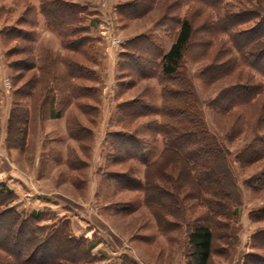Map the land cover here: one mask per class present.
I'll list each match as a JSON object with an SVG mask.
<instances>
[{"label":"rangeland","instance_id":"374dc122","mask_svg":"<svg viewBox=\"0 0 264 264\" xmlns=\"http://www.w3.org/2000/svg\"><path fill=\"white\" fill-rule=\"evenodd\" d=\"M72 1L84 7V13L80 15L82 23L78 27H84L85 30L77 37H86L85 46H89V53L96 62L93 69L97 82L90 86L96 87L98 113L88 123L89 119L74 104L71 105L72 108H69L72 112L67 121H77L87 126L83 132L76 129L83 137L82 142H67V139L60 136L62 124L52 122L46 127H40V121L45 119L42 118L43 108H40V99L46 93L44 90L42 97L36 101L26 144L24 148L17 149L23 152L19 156H12L10 152L16 148H8L6 133L15 99L14 91L34 73L39 74L40 67L44 68L49 64L50 54L65 55L66 52L61 47L58 35L46 27L39 12V0H0V184L9 191L5 207L14 208L17 213L25 215L39 214V227L56 228L66 224L71 237L84 238L90 254L88 264H187L190 255L188 234L193 223L201 219L204 213L203 209L195 206L198 201L188 196H195L200 187L184 178L182 183L180 181L181 191L175 190L174 185L179 184V168L176 165H160L149 172L151 189L153 184L166 188L172 192L175 201L179 197L183 206H186L183 218L178 220L181 222L180 226L173 228L166 223L176 219L168 215L177 213L174 202L148 195L147 207L143 193L123 189L114 177L118 173H128L143 183L145 165L133 160L114 164L109 155V145L105 142L108 132L122 130V127L115 125L119 118L115 111L118 103L131 101L142 95L143 101L161 104V87L156 79L138 81L128 90L119 87L125 91L119 97L116 96L121 72L118 58L127 43L139 35L156 36L162 49L168 51L174 42L177 28L175 25L167 28L160 21L168 4L176 0H156L144 17L130 21L123 19V11L118 6L131 0ZM239 1L241 4L236 0H225L235 12L257 3L256 0ZM27 9L34 11L38 27L31 50L26 49L20 53L22 44L8 40L4 34L17 26ZM190 12V6H183L177 11L180 17L189 16ZM252 25L248 23L243 29ZM197 40L193 41L185 54L182 71L192 82L195 106L208 131L227 152L225 162L229 172H225L221 160L216 162V166L219 172L224 173V190L231 193V203L225 202L226 205L229 204L228 216L218 220L222 222L221 228L225 227L221 229L215 219L210 221V217L204 220V224L215 229L212 263L243 264L249 255L264 257V249L252 248V236L256 231L264 229V221L253 222L250 217L251 213L264 207V188L255 192L246 186L247 181L264 164L242 167L236 158L247 144L264 132V128L256 123L255 114L252 121L244 123L238 137L228 141L234 131H229L234 116L221 118L215 113L212 101L226 86L232 85L233 80L206 84L201 79L198 73L202 71L201 67L210 63V59L200 60L204 49ZM105 57H114L116 60L107 62ZM23 64L26 67L34 64L36 70L25 72L23 82L15 88L17 77L21 73V69L17 68ZM23 104L29 107L32 101L29 98ZM146 123V118L138 119L131 125V130H128L136 131L137 138L146 145L144 155L149 164L158 158L163 143L159 136L151 134ZM66 132L69 134L68 128ZM69 151L71 156H67ZM188 207H193L192 211H187ZM161 214H164L165 222L161 220ZM19 242L15 243L19 245ZM15 243H10L13 248H16ZM57 251L63 250L57 248ZM48 253L51 250L46 247L37 259ZM3 259L4 254L0 252V261Z\"/></svg>","mask_w":264,"mask_h":264},{"label":"trees","instance_id":"16d2710c","mask_svg":"<svg viewBox=\"0 0 264 264\" xmlns=\"http://www.w3.org/2000/svg\"><path fill=\"white\" fill-rule=\"evenodd\" d=\"M155 1L131 0L119 5L118 9L123 11V19L130 21L144 17ZM236 1L241 4L239 0ZM256 1V4L239 8L235 12L225 0H176L168 4L160 21L167 28L174 25L177 28L174 42L168 51L162 49L156 36L139 35L127 43L118 58L121 72L116 96L119 97L125 91L119 87L128 90L138 81L156 79L161 87L162 102L156 105L152 101H143L144 96L141 95L116 105L115 111L119 118L114 123L122 127V130L108 132L105 142L109 145V155L114 164L133 160L145 165V174L143 183L128 173H118L114 177L123 189L143 193L147 207L150 195L174 202L177 213L168 215L177 221L175 219L166 223L173 228L180 226L178 220L183 218L186 206H183L179 197L175 201L172 192L166 188L153 184L151 189L149 172L160 165H176L179 168V184L174 185L175 190L181 191L180 181L182 183L184 178L200 187L199 193L196 192L193 197L188 196L198 201L195 206L203 209L204 213L201 219L193 223L188 234L190 255L187 264H213L215 229L204 224V220L209 217L210 221L215 219L221 228L222 222L218 220L228 216L229 204L225 202L231 203V193L224 190V173L219 172L216 166V162L221 160L225 172H229L225 162L227 152L208 131L196 109L192 82L182 71L185 54L198 38L199 46L204 49L200 60L210 59V63L201 67L203 69L198 73L201 79L206 84L233 80V84L226 86L212 101L215 113L221 118L234 116L233 125L229 127V131H234L228 141L238 137L244 123L252 121L255 114L256 123L264 128V0ZM183 6L192 9L189 16L178 15L177 11ZM33 12L27 9L17 26L4 34L8 40L22 44L20 53L26 49L30 51L34 42L38 23ZM39 12L46 27L60 38L61 47L66 53L50 54L49 64L40 67L39 74L34 73L14 91L15 99L6 133L8 148H24L36 101L42 97L44 90L46 93L40 99L42 118H60L74 104L91 123L99 110L95 102L98 99L96 87L90 86L97 82L93 69L96 62L89 53V46H85L86 37H77L85 30L84 27H78L82 23L80 15L84 13V7L72 0H39ZM248 23L253 25L243 29ZM21 67L17 68L21 69V73L15 88L25 78V72L36 70L34 64L27 67L23 64ZM29 98L32 105L27 107L23 102ZM141 118L148 120L147 128L151 134L159 136L163 143L160 155L149 164L144 155L146 145L137 138L136 131L128 130ZM85 126L81 122L71 123L68 120L70 138L82 142L83 137L76 129L83 132ZM236 161L242 167L264 164V132L240 151ZM246 186L255 192L264 188V165L247 181ZM8 195L9 191L0 184V252L4 254L0 264L89 263L90 254L84 238L71 237L66 224L56 228L39 227V214L25 215L17 213L14 208L5 207ZM192 208L188 207L187 211H192ZM160 217L165 222L164 214ZM250 217L253 222L264 221V207L251 213ZM160 227L164 228L162 225ZM16 241L21 244H16ZM11 242L15 243L16 248L12 247ZM46 247L51 253L37 259ZM57 248L63 251H57ZM252 248L264 249V229L256 231L252 236ZM246 258L243 264H264V257L249 255Z\"/></svg>","mask_w":264,"mask_h":264},{"label":"crops","instance_id":"0c3cea01","mask_svg":"<svg viewBox=\"0 0 264 264\" xmlns=\"http://www.w3.org/2000/svg\"><path fill=\"white\" fill-rule=\"evenodd\" d=\"M104 60H106L107 62H109V60H112V61H114V60H116L114 57H105V59ZM101 107V109H102V105L100 106ZM72 108V107H71ZM70 108L68 109V111H65L64 112V114H63V116L62 117H60V118H55V117H48V118H45V119H43V121H40V127L42 128L43 126H47L48 124H50V123H52V122H57L58 124H62V127H63V129L61 130V134H60V136L62 135L65 139H67V142H69L70 140L71 141H76V140H72L71 138H69L70 136H69V134H67V132H66V129H65V127H67L66 126V124H67V118H68V116L71 114V112H70ZM75 110V107H74V109H73V111ZM68 112H70L69 114H68ZM68 114V115H67ZM41 122H43V123H41ZM42 124V125H41ZM61 126V125H60ZM46 134V133H45ZM69 136V137H68ZM69 140V141H68ZM66 143V142H65ZM73 144V143H72ZM74 145V144H73ZM72 145V146H73ZM23 151H20V150H11V155L12 156H19L18 154H20V153H22ZM72 152H74V151H72ZM41 153V152H40ZM43 154V153H42ZM70 155V151H69V153L67 154V156H69ZM71 156V155H70Z\"/></svg>","mask_w":264,"mask_h":264}]
</instances>
